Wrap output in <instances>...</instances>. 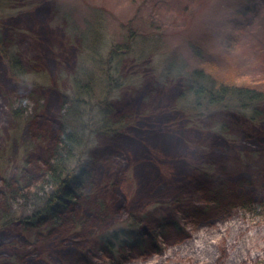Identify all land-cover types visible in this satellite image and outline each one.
Masks as SVG:
<instances>
[{
	"label": "rangeland",
	"instance_id": "1",
	"mask_svg": "<svg viewBox=\"0 0 264 264\" xmlns=\"http://www.w3.org/2000/svg\"><path fill=\"white\" fill-rule=\"evenodd\" d=\"M243 3L245 7L254 4V9L244 13L246 9L241 11L239 0L9 2V9L0 16V36L14 40L13 51L19 50L21 60L32 71L18 81L0 57V177L3 169L11 173L21 166L25 155L45 147L57 135L50 132L52 137L41 136L27 144L26 121H14L8 109L13 90L36 89L45 103L35 114L41 122L55 121L51 106L58 108L63 95L72 93L71 77L89 56L85 51L82 55L80 40L82 48L93 39L92 44L106 46L107 51L112 45L125 44L130 33L133 38L129 53H119L103 69L111 72L110 82L114 85L110 104L118 109L129 106L134 113L126 122L114 120L109 134L93 133L83 156L86 165L99 151L104 153V161L97 166L103 163L105 170L94 185L104 191L108 203L117 204L115 215L107 226L93 229L89 238H73L75 244L51 241L37 245L38 251L30 258L33 264H65V257L75 258L88 250L97 251L104 242L112 243L109 237L114 226L124 221L121 203H138L139 215L152 210L158 217H171L176 208L169 203L188 197L184 189L193 197L206 187L213 192L220 168L230 175L228 183H234L241 181V171L250 166L252 171L242 177L264 186V124L250 123L245 112H221L210 117L207 112L199 115L200 111L183 110L179 103L185 73L194 66L212 72L221 84L264 87V0ZM194 46L202 49L199 58L193 56ZM93 65L91 62L89 67ZM104 73H98V81ZM223 124L229 127L227 132H222ZM97 127L102 128V123ZM255 192L262 196L256 186ZM90 194L95 201L93 189ZM188 206L192 204L181 203L180 211ZM176 220L182 223L179 215ZM246 235L243 239L249 242L264 240V223ZM18 236L8 232L4 239L0 237V262L9 260L15 252L22 253L21 244L16 245L17 249L11 247ZM136 240L135 234L119 236L114 242L116 256L125 254V243L135 244ZM219 242L221 247L227 244ZM226 247L232 249L231 245ZM104 257L106 254L101 259ZM96 259L99 261L98 256ZM85 260H89L87 255Z\"/></svg>",
	"mask_w": 264,
	"mask_h": 264
},
{
	"label": "trees",
	"instance_id": "2",
	"mask_svg": "<svg viewBox=\"0 0 264 264\" xmlns=\"http://www.w3.org/2000/svg\"><path fill=\"white\" fill-rule=\"evenodd\" d=\"M10 1L0 0V16L5 9H9ZM245 1L239 0L241 11L246 9L244 13L251 12L254 4L245 7ZM128 25L124 24L126 27ZM126 40L125 44L112 45L107 51L106 46L92 44L93 39L82 48L80 40L82 55L85 51L89 56L82 60L71 77L72 93L63 95L58 108L51 106L52 116L56 114L55 121L47 119L45 123L41 122L35 114L42 110L45 103L43 98L37 96L36 89L20 87L11 93L8 109L14 121H26L24 135L28 145L41 136L49 138L50 132L57 135H51L52 140L45 147L25 155L21 166L11 173L6 167L1 172L0 237L3 238L8 232L18 233L11 247L16 248L17 244H21L22 253L15 252L9 260L0 264H33L30 258L38 251L35 248L37 245L51 241L75 244L76 239L73 238H89L93 229L107 226L115 215L114 207L117 204L112 206L108 203L104 191L94 185L105 170H102L105 164L97 166L104 161V153L99 151L92 163L86 165L83 156L88 151L93 133L103 131L109 134L111 131L108 129L114 120L126 122L134 113V108L129 106L118 109L110 104L114 85L110 82L111 72L103 69L119 53H129L132 33ZM13 44L14 40L0 36V57L6 60L12 78L22 81L32 70L21 60L19 50L13 51ZM195 47L193 56L199 58L202 49ZM91 62L94 65L89 67ZM92 69L95 71L92 72ZM100 72L105 73L98 81L96 77ZM185 75L187 79L179 97L183 110L200 111L199 115L207 112L208 116L221 112L230 115L235 111L245 112L243 115L252 124L264 119V87L259 86V89L249 83L221 84L212 72L195 66L188 69ZM99 87L102 90L98 91ZM97 123H102V128L97 127ZM227 126L223 124L222 132H227ZM251 171L250 166H245L241 175ZM218 172L220 178L213 192L209 193L211 188L206 187L197 197H193L184 189L188 197H179L169 203L170 207L176 208L169 218L158 217L152 210L139 215L138 203L130 202L129 206L121 203L124 221L113 227L114 232L109 237L112 243L104 242L97 251L88 250L75 258L65 257L64 263L264 264V240L253 243L243 239L247 237L246 232L264 223V186L260 188L256 182H247L242 176L241 181L228 183L230 175L226 169L220 168ZM253 184L262 196L256 194ZM92 189L95 201L90 194ZM113 200L116 202L117 197L113 196ZM181 203H190L192 207H184L180 211ZM92 211L97 213L96 216L92 215ZM176 215L180 216L182 223L175 221ZM128 234L137 235L138 240L133 242L135 244H129L130 241L125 243V254L116 256L114 242L119 236L127 237ZM219 241L227 244L218 246ZM228 245H231V250L226 247ZM103 254H106V258L101 259ZM85 255L89 260H85ZM36 264L44 263L39 261Z\"/></svg>",
	"mask_w": 264,
	"mask_h": 264
},
{
	"label": "bare ground",
	"instance_id": "3",
	"mask_svg": "<svg viewBox=\"0 0 264 264\" xmlns=\"http://www.w3.org/2000/svg\"><path fill=\"white\" fill-rule=\"evenodd\" d=\"M259 123H260V124H264V119H260V120H259Z\"/></svg>",
	"mask_w": 264,
	"mask_h": 264
}]
</instances>
